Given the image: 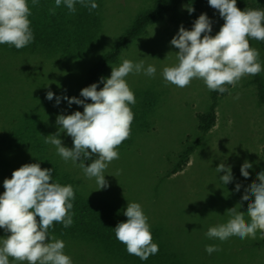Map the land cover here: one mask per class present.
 Wrapping results in <instances>:
<instances>
[{"label": "rangeland", "instance_id": "rangeland-1", "mask_svg": "<svg viewBox=\"0 0 264 264\" xmlns=\"http://www.w3.org/2000/svg\"><path fill=\"white\" fill-rule=\"evenodd\" d=\"M154 1L100 0L98 28L77 58L0 49V192L4 191L3 180L10 178L14 169L32 162L43 167L39 159L49 158V153L53 170L72 178L68 184L73 183L79 194L105 201L117 213L114 219L107 216L100 224L109 240L51 233L65 242L64 251L73 264H264V238L259 230L255 239L230 236L220 241L205 235L210 225L227 221V209H247V202L241 209L239 206L244 189L258 182L256 174L264 171V102L250 83L252 75L225 85L227 91L217 95L214 124L196 143L200 136L198 116L210 108L211 90L197 78L185 87L164 81L161 69L175 62L178 51L170 44L178 31L169 18L170 11L131 40L101 75L109 76L111 65L117 66L121 57L143 59L145 65L151 63L157 68L151 77L142 72L126 77L136 99L131 105L134 118L129 136L117 146L118 159L104 170L108 186L95 189V178L86 177L79 163L65 162L54 145L45 143L44 135L55 134L59 128L58 114L83 109L76 103L69 106L63 98L56 104L55 96H79L89 67ZM34 6L30 2V9ZM183 6L194 9L191 13L187 9L191 16L207 13L212 21L210 34H215L216 12L208 2L194 5L185 0ZM94 14L90 13L86 21L94 20ZM102 86L99 83L98 89ZM48 91L54 93L52 100L46 98ZM59 135L63 144L72 147L71 136L64 131ZM191 145L193 149L182 160L181 154ZM245 160L252 164L248 179L240 174ZM221 162L231 165L234 178L227 184L219 180L223 170L215 171ZM175 167L178 169L170 173ZM237 183L241 185L239 191L235 190ZM128 201L141 204L152 239L158 244V252L146 260L129 254L115 237L113 227L127 219L123 210ZM248 219L245 212V221ZM55 223L50 229L56 231ZM5 235L0 229V236ZM208 244L218 250L207 253ZM9 260L10 264H27L11 257Z\"/></svg>", "mask_w": 264, "mask_h": 264}, {"label": "clouds", "instance_id": "clouds-1", "mask_svg": "<svg viewBox=\"0 0 264 264\" xmlns=\"http://www.w3.org/2000/svg\"><path fill=\"white\" fill-rule=\"evenodd\" d=\"M37 5L39 0H30ZM77 0H54L55 7L62 3L69 12H75ZM89 7H98L96 0H79ZM208 4L218 10L223 24L211 35L212 21L207 13H200L190 29L181 24L170 44L178 48L175 62L165 65L161 74L165 82L177 87L187 86L192 79H202L209 90L220 93L227 91L225 85L235 84L244 75H255L262 70L259 50L251 47L249 38L264 40V8L240 9L236 0H208ZM194 9L188 7L189 13ZM54 13L55 8L50 9ZM31 9L29 0H0V44H9L20 49L34 39L30 27ZM203 33V35H201ZM154 64L145 65L143 59L133 60L121 57L117 66L111 65L110 75L101 76L98 81L82 87L79 96H55V103L61 99L83 105V111L58 114L59 128L55 134L44 135L45 143L55 146L58 155L65 161L79 163L88 178H95V189L106 188L105 169L114 159H118L117 146L125 140L131 129L134 113L131 105L136 103L135 94L126 77L141 72L154 76ZM103 84L98 89V84ZM54 93L48 91L46 98L52 100ZM83 97V99H81ZM90 98L91 102H87ZM62 129V130H61ZM60 131L72 137V147L62 143ZM96 154L90 163L85 161ZM252 164L245 160L240 165V174L249 178ZM222 184L233 180L231 165L219 163L216 173ZM52 168H42L39 162L24 163L12 171L10 178L3 180L4 191L0 192V229L7 235L0 236V264L14 261L27 264H73L71 256L64 251L65 242L53 236L49 229L53 222L69 227L73 223L74 189L71 184H61L52 178ZM258 182L244 189L239 206L247 202L246 210L227 209L228 219L224 223L210 225L205 233L208 238L220 241L234 236L243 240L255 239L257 231L264 238V171L258 172ZM241 185L237 183L235 190ZM90 193V192H89ZM126 220L118 222L114 228L115 237L125 244L129 254L146 260L158 252V244L153 241L148 217L139 202L127 203L123 210ZM245 212L248 221H245ZM218 248L214 244L205 245L211 254Z\"/></svg>", "mask_w": 264, "mask_h": 264}, {"label": "trees", "instance_id": "trees-1", "mask_svg": "<svg viewBox=\"0 0 264 264\" xmlns=\"http://www.w3.org/2000/svg\"><path fill=\"white\" fill-rule=\"evenodd\" d=\"M184 1L185 0H155L152 7L140 12L126 30L118 37L112 48L104 52L97 61L89 67L86 72L83 87L92 82L98 81L108 66L118 58L122 49L131 40L142 34L148 25L162 19L167 12L170 11L169 18L175 24L177 29L181 24H183L185 28L190 29L193 21L199 15H188V7L185 8L183 6ZM188 1L192 2L194 5L198 4V2H208V0ZM236 2L237 7L240 9H244L245 7L264 8V0H236ZM96 3L98 7L89 10V7L79 3V0H77L75 4V12H69L63 3L59 7H55L54 0H39V3L32 7V12L29 17L31 22L30 27L34 35L33 41L20 49L7 43L0 44V49L8 52L27 51L30 53L42 54L43 56L48 55L64 58H77L86 49L88 42L92 41L98 28L97 19L101 5L100 0H96ZM52 8H55L54 13L50 11ZM214 10L216 12L214 17V30L216 33L224 21L223 18L220 17L218 10ZM92 12H95V19L87 22L86 20ZM92 29H94L93 32ZM249 44L251 47L259 50V59L262 69H264V40L249 38ZM250 83L255 87L258 99L261 102H264V70L252 75ZM218 93V91L211 90L212 103L210 108L198 116L200 136L196 140V143L199 142L202 136L214 124V107ZM87 102H91L90 98H88ZM81 111H83V109ZM192 149L193 145L186 147L180 158L183 160ZM47 155L49 158L43 159L40 157L39 159L43 160L42 163L45 164L42 168H52L53 163L50 159V154L48 153ZM95 158H97L96 154H92L85 163H90ZM177 169V167L173 168L170 173L175 172ZM52 178L59 181L61 184H68L69 182L74 181L72 178H67L66 175L60 174L54 170L52 171ZM71 185H73V183H71ZM74 194L75 198L73 200V208L71 209L73 213V223L70 225L69 231L65 232L66 230H62L65 228H62V226L56 222L55 226L57 227V230L49 229V232L62 235L68 234L71 237H81L88 240L93 237L99 240H109V237L106 238L107 234H104L102 232L103 230L101 231L102 226L100 224L105 223L107 216H110L113 219L117 216L115 215V208L108 203L106 204L105 201L93 196L84 197L75 189ZM118 217L120 219L119 215ZM84 220L89 222H85ZM100 220L102 223H99Z\"/></svg>", "mask_w": 264, "mask_h": 264}]
</instances>
